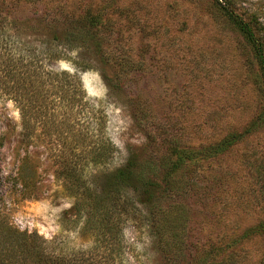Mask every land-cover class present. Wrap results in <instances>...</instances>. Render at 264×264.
I'll return each mask as SVG.
<instances>
[{
    "label": "rangeland",
    "instance_id": "374dc122",
    "mask_svg": "<svg viewBox=\"0 0 264 264\" xmlns=\"http://www.w3.org/2000/svg\"><path fill=\"white\" fill-rule=\"evenodd\" d=\"M55 1L66 13L100 9L101 22L108 24L99 25L98 48L74 49L67 55L73 62L55 64L78 72L85 94L84 105L66 108V133L60 119L49 134L31 119L25 135L17 104L6 94L14 77L5 79L0 67V264H30L16 241L34 233L57 253L93 250L84 220L74 228V200L54 177L60 157L78 163L76 170L91 181L129 161L162 157L170 140L201 155L198 171L187 174L197 187L185 202H164L174 212L178 203L188 211L176 264L211 250L228 263L264 264V91L241 36L211 0ZM45 6L54 9L47 1L0 0V66L10 55L26 56L33 41L27 21ZM241 6L264 10V0ZM231 133L241 134L237 143L213 158L205 155ZM107 145L113 148L108 163L88 162L91 152ZM23 166L35 172L26 186L19 178ZM102 177L99 183L106 184ZM130 195L116 214L118 264H170L160 254L155 219L136 203V193ZM122 207L126 213H119Z\"/></svg>",
    "mask_w": 264,
    "mask_h": 264
},
{
    "label": "trees",
    "instance_id": "16d2710c",
    "mask_svg": "<svg viewBox=\"0 0 264 264\" xmlns=\"http://www.w3.org/2000/svg\"><path fill=\"white\" fill-rule=\"evenodd\" d=\"M37 1L53 3L54 9L45 6L42 14L27 21L26 31L30 32L33 41L27 47L26 56L21 58L18 55L14 59L10 55L0 67L5 79L11 81L14 77L6 94L17 104L24 134L30 129L31 119L40 120L47 134L54 128L51 125L57 124L60 119L63 126L61 132L66 133L67 128L64 126H68L71 118L66 108L69 105H84L85 94L78 72L70 74L67 70L57 69L55 64L64 60L71 61L67 55L74 49L85 51L93 46L98 48L97 36L101 31L99 25L103 28L107 26L103 24L108 23L106 20L101 22L100 9L87 8L81 13L74 10L66 13L56 7L55 0H31L32 3ZM211 1L248 47L257 68L258 85L264 91V10L244 9L241 5L246 0ZM61 22H64L62 26H66V29L60 28ZM103 63L106 61L103 60ZM11 64L17 69L18 66L24 67L23 72L11 71L12 68L8 69ZM89 69L88 66L81 67L83 71ZM240 138L241 134L231 133L209 147L208 153L203 152L213 158L224 153ZM112 151L109 145L99 146L94 153H90L88 162L94 166L104 165L111 158ZM200 156L198 151L187 150L178 141L170 140L162 157L149 158L137 164L129 161L121 169L100 176L94 175L91 181L81 170H76L78 163L60 157L54 177L62 183L67 196L74 200V228L78 225V219H83L82 230L91 234L95 246L93 250L64 255L55 251L52 242L34 233L27 238H17L16 246L21 257L24 259L26 256L30 264H118L122 253L118 242L121 230L119 215L116 214L123 205L122 199H131L130 193L134 192L136 203L146 208L147 218L155 219L151 227H156L160 254L170 264H176L184 245L188 211L184 204L178 203V210L174 212L172 206L166 208L164 202L175 197L185 202L189 191L197 187V183L190 181L187 174L190 170L192 174L198 171ZM34 176L35 172H27L24 166L19 172L21 184L25 186L33 182ZM101 177L106 180V184L99 183ZM121 212L126 213L124 207ZM164 234H168V240L162 239ZM213 253L212 250L201 253L190 262L186 261V264H232L226 259L218 260L219 256L213 257Z\"/></svg>",
    "mask_w": 264,
    "mask_h": 264
}]
</instances>
